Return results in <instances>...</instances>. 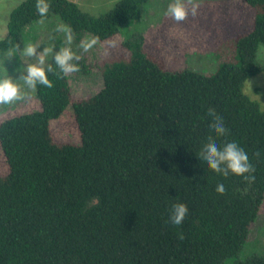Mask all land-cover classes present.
Wrapping results in <instances>:
<instances>
[{"label": "trees", "instance_id": "trees-1", "mask_svg": "<svg viewBox=\"0 0 264 264\" xmlns=\"http://www.w3.org/2000/svg\"><path fill=\"white\" fill-rule=\"evenodd\" d=\"M148 1L119 0L99 16L68 0H47L44 17L36 0L10 12L0 51L21 50L25 27L54 14L72 40L51 34L44 67L54 69L47 73L53 87L34 88L39 109L0 122L8 165L0 178V264H224L242 249L264 198V109L243 92L249 78L264 73L256 58L264 44V0H242L254 10L252 29L209 74L161 69L144 49L143 30L128 32L121 45L129 57L103 63L101 88L70 105L79 144L58 146L51 139L49 124L68 107L71 93L55 53L86 33L110 38L138 21ZM73 62L76 74L90 73L84 58ZM210 108L227 135L209 127ZM209 136L221 147L236 142L244 149L254 181L223 176L199 159ZM221 183L222 195L215 191ZM174 203L188 207L180 225L169 221ZM237 264H264V257Z\"/></svg>", "mask_w": 264, "mask_h": 264}, {"label": "rangeland", "instance_id": "rangeland-1", "mask_svg": "<svg viewBox=\"0 0 264 264\" xmlns=\"http://www.w3.org/2000/svg\"><path fill=\"white\" fill-rule=\"evenodd\" d=\"M24 0H0V40L6 35V25L10 12ZM91 16H99L110 10L119 0H68ZM173 0H149L144 13L138 21H132L110 38L99 41L85 52L82 41L94 39L84 34L76 45L70 47L75 55L84 58L90 73L85 75L68 74L70 85V102L62 115L49 124L51 139L54 144L77 145L79 133L70 105L87 99L96 93L102 85L100 66L109 61L125 60L129 52L122 47L128 32H144V49L149 58L163 70H180L184 67L209 74L215 71L221 61L229 59L233 52L235 40L252 29L254 10L242 0H195L199 5L197 15H188L182 22H176L165 15L166 9ZM188 7H191L188 5ZM68 29L59 15H51L48 19L28 25L24 29L21 42L24 47L32 44V35L36 39L32 45L38 46L37 52L51 48L49 39L56 33L66 39V32L58 29ZM21 50L0 51V78L9 75L19 79L26 74L27 64L37 63V58H30ZM11 53L14 55L6 59ZM50 52L45 58L48 63ZM257 60L264 63V44H260L256 53ZM44 65V66H45ZM23 94V99L10 105H0V122L15 115L39 109L34 97V89L27 88L23 80H16ZM243 92L264 109V73L249 78L243 87ZM8 173V165L0 150V178ZM248 234L242 249L237 255L224 264H237L250 255L264 257V198L257 217L248 227Z\"/></svg>", "mask_w": 264, "mask_h": 264}, {"label": "clouds", "instance_id": "clouds-1", "mask_svg": "<svg viewBox=\"0 0 264 264\" xmlns=\"http://www.w3.org/2000/svg\"><path fill=\"white\" fill-rule=\"evenodd\" d=\"M190 5L191 7H188ZM36 9L41 17L47 15L50 5L47 0H36ZM199 5L195 0H173L166 9L165 15L170 16L176 22H182L187 19L188 15L191 14L193 17L197 15ZM60 31L66 32L67 42L70 44L72 40V34L70 29L60 28ZM96 39L91 41H82L80 47L87 52L94 44ZM17 48L20 47L17 45ZM38 46L29 44L23 49V54L30 58H37V63L27 64L26 74L22 75L19 79H13L9 75L0 78V105H10L15 101L23 99L20 86L15 83L16 80H23L24 85L29 89H34L38 84L44 87H53L52 81L48 79L47 73L54 72V69L49 65L45 69V58L44 56L52 52L53 49H44V55L37 52ZM11 53L6 59L13 57ZM81 59L80 56L75 55L70 47L61 48L54 55V62L59 68L62 74H71L78 72L79 65L73 61L78 62ZM208 115L212 117V123L209 125L211 130L216 136H225L228 133V129L225 127L224 121L219 117L215 110L210 108ZM259 157L260 153L257 151L253 154ZM199 159H202L207 163V166L214 172L223 176L233 174L236 176H242L245 180L252 182L254 181L255 168L254 165L249 161L247 153L239 147L236 142H227L223 147L219 146L216 141L209 136L207 142L203 145ZM247 174V175H246ZM215 191L218 194H224L226 189L225 186L217 184ZM188 214V207L183 203H174L171 207V214L169 221L173 225H180L186 215ZM179 238L183 239V234H179Z\"/></svg>", "mask_w": 264, "mask_h": 264}]
</instances>
